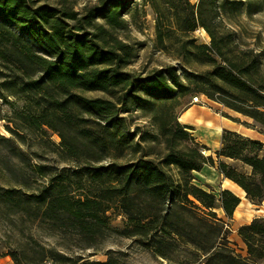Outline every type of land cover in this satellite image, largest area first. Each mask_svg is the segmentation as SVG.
Instances as JSON below:
<instances>
[{
	"label": "trees",
	"instance_id": "obj_1",
	"mask_svg": "<svg viewBox=\"0 0 264 264\" xmlns=\"http://www.w3.org/2000/svg\"><path fill=\"white\" fill-rule=\"evenodd\" d=\"M41 1L0 0V77L2 69L8 70L4 88L23 93L28 108H35L21 114L27 128L56 131L60 156L82 166L74 173H80L76 190L69 187L70 176L52 179L36 194L3 187L0 204L15 214L38 212L86 248L107 235L109 211L119 208L128 219L121 234L144 238L170 262L262 264L264 217L240 226L248 256L235 254L216 209L232 217L241 198L229 189L217 195L198 185L194 172L217 167L250 201L261 204L264 142L224 130L217 163L175 108L182 97L199 93L253 120L244 124L264 133V52L240 39L225 22L218 0H200L199 5L145 0L156 13L158 47L182 61L186 74L182 79L171 65L143 76L127 70L134 49L118 35L128 25L124 13L130 0H100L84 12ZM199 27L209 43L193 36ZM93 92L112 100L88 95ZM133 109L152 116L158 132H145L136 141L121 116ZM0 142L8 143L12 156H21L14 138L0 134ZM223 157L241 161L251 172H240ZM179 242L189 251L183 262L172 256ZM35 243L22 254L13 252L14 264H128L114 256L105 261L71 256Z\"/></svg>",
	"mask_w": 264,
	"mask_h": 264
},
{
	"label": "rangeland",
	"instance_id": "obj_2",
	"mask_svg": "<svg viewBox=\"0 0 264 264\" xmlns=\"http://www.w3.org/2000/svg\"><path fill=\"white\" fill-rule=\"evenodd\" d=\"M190 1L196 5L200 3V0ZM44 2L49 4L63 3L75 10L84 12L99 4L100 0H43L40 3ZM129 4V9L124 13L128 25L125 29L118 30L119 37L131 44L134 49V57L127 70L145 76L153 70L165 69L173 65L177 66L178 74L183 79L186 69L183 67L182 61L158 47L156 13L151 4L145 0H130ZM218 4L225 22L238 32L240 39L264 52V0H218ZM99 22L103 23V18ZM193 36L198 43L210 42V36L202 27L197 28ZM2 71L0 93L4 97L0 96V134L14 138L21 156H12L8 143L0 142V188L12 187L21 189L26 194H36L40 192L43 186L51 183L52 179L70 176L68 179L69 187L76 190L77 184H74V180L79 179L80 173H74L76 169V172L80 171L78 169L82 165L78 166L76 160L64 159L60 156L58 147L61 138L56 131L47 126L43 127L45 133L27 128L21 114L31 113L35 108L32 110L28 108L30 104L23 93L13 95L4 88L3 82L8 80L10 73L6 69H2ZM88 95L112 100L102 92L88 93ZM195 95L200 94H188L182 97L181 104L176 106L175 113L181 122V112L193 105H198L208 112L212 122H215V117L225 120L229 124L236 123L243 127H248L244 122H253V120L238 115L224 105L220 106L214 101H208L204 95H200V101L195 102L193 98ZM121 116L127 119L126 124L130 132L135 134L136 141H139L145 132L157 133L159 130L153 117L146 114L142 109L121 111ZM218 125L223 126V124ZM9 128L16 130L20 135H14ZM195 129L193 134L199 138L197 140L199 142L203 140L207 143L201 134V127L196 126ZM207 144L209 150H206V154L213 155L216 162L219 163L214 144ZM239 171L249 173L248 168L243 165L242 167L239 166ZM194 174L195 182L198 185L212 190L217 195L223 189L229 188L230 182L227 180L229 178L226 179L217 167L208 165L199 172L195 171ZM243 201L241 208L235 211L232 217H228L222 208H217L216 212L220 223L224 225L223 236L226 237L227 245L235 254L247 257V246L238 230L240 224L249 222L255 215L256 218L264 217V200L261 204L246 199ZM109 215L111 219L107 235L95 247L86 248L84 244L79 242L77 236L53 226L48 219L39 216L38 212L31 215L15 214L0 204V263L14 264L13 252L17 251L22 254L24 250L35 245V241H37L61 253L76 257L83 256L90 260L105 261L110 256H114L128 264H178L156 254L153 249L147 246L148 241L144 238L127 237L121 234V230L126 227L128 219L119 208H112ZM188 254L189 251L181 242L177 243L172 252L173 258L179 262L186 260ZM44 264L53 263L49 260Z\"/></svg>",
	"mask_w": 264,
	"mask_h": 264
},
{
	"label": "crops",
	"instance_id": "obj_3",
	"mask_svg": "<svg viewBox=\"0 0 264 264\" xmlns=\"http://www.w3.org/2000/svg\"><path fill=\"white\" fill-rule=\"evenodd\" d=\"M207 100L211 101L208 98H207ZM215 104H218V103L215 102ZM218 105H220V104H218ZM189 113L193 114V116H186ZM237 114L241 115L239 113H237ZM241 116H243V115H241ZM180 118H182L183 124L192 126L194 128L193 132L196 131V129H195L196 126H200L202 136L204 137V139L206 140L207 143H210V144L213 143L214 144V148H216V151L221 148L222 135H223L224 130L236 131V132H239V133H241L245 136H248L250 138L264 142V133L261 131L260 127L256 126L255 128H252V127L249 128V127L240 126L236 123L229 124L228 122H225V120H220L217 117H215L214 121L219 122V123L212 122L213 120H212V118L209 117L208 112H206L202 107H199L198 105L189 106L188 108L184 109L181 112ZM251 123H253V122H251ZM218 124H223V126L220 127ZM197 139L199 140L198 137H197ZM200 142L202 144H205L208 146V144L205 143L203 140H200ZM222 159L225 162L234 165L238 169H239V166L242 167V165H243V166L248 168L249 172H251V167L242 163L239 160H235V159L227 158V157H223ZM206 166H208V165H206ZM227 180L230 182L228 189L231 190L232 192H234L236 195H238L242 200L240 205L235 210V211H237L241 208V204H243V202H244L243 199L244 200L245 199L249 200V199L247 198L246 192L242 187H240L238 184H236L234 181H232L230 179H227ZM254 218H256V215L253 216L249 222L240 224V226L251 223Z\"/></svg>",
	"mask_w": 264,
	"mask_h": 264
},
{
	"label": "built area",
	"instance_id": "obj_4",
	"mask_svg": "<svg viewBox=\"0 0 264 264\" xmlns=\"http://www.w3.org/2000/svg\"><path fill=\"white\" fill-rule=\"evenodd\" d=\"M193 98H194V101L195 102H199L200 101V97L198 95L197 96H194Z\"/></svg>",
	"mask_w": 264,
	"mask_h": 264
},
{
	"label": "bare ground",
	"instance_id": "obj_5",
	"mask_svg": "<svg viewBox=\"0 0 264 264\" xmlns=\"http://www.w3.org/2000/svg\"><path fill=\"white\" fill-rule=\"evenodd\" d=\"M186 116H193V114H191V113H189V114H187ZM242 201V200H241ZM243 204H241V206H242Z\"/></svg>",
	"mask_w": 264,
	"mask_h": 264
}]
</instances>
